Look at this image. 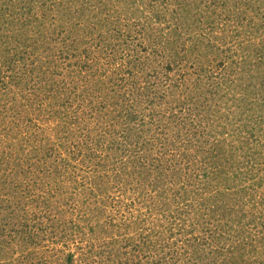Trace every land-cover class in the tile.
<instances>
[{"label": "rangeland", "instance_id": "374dc122", "mask_svg": "<svg viewBox=\"0 0 264 264\" xmlns=\"http://www.w3.org/2000/svg\"><path fill=\"white\" fill-rule=\"evenodd\" d=\"M112 27L123 46L107 40ZM107 42L122 53L115 62ZM263 45L264 0H0V264H221L236 254L233 244H223L222 257L192 255L203 234L188 226L207 209L221 224L225 215L227 234L240 232L245 252L264 264ZM134 55L143 73H159L147 78L171 90L174 105L191 98L187 124L198 129H185L198 130L204 149L225 139L234 192L228 182L202 188L192 176L199 171L179 165L170 189L137 181L134 190L114 108L104 109L114 122L105 129L87 114L124 93ZM145 111L144 124L131 126L145 131L154 120L159 132L145 139L157 152L158 139L170 138L162 127L169 116ZM152 151L138 166L166 167ZM117 172L125 193L110 190ZM105 182L106 195L98 191ZM115 200L127 205L112 207Z\"/></svg>", "mask_w": 264, "mask_h": 264}, {"label": "trees", "instance_id": "16d2710c", "mask_svg": "<svg viewBox=\"0 0 264 264\" xmlns=\"http://www.w3.org/2000/svg\"><path fill=\"white\" fill-rule=\"evenodd\" d=\"M35 3V1L33 2ZM31 10V7H30ZM28 10L27 12H29ZM108 25V23H107ZM119 29H116V27H112L108 33H107V40L115 43H120L119 40L121 37L119 36L120 33L118 31ZM252 31V30H250ZM103 38V37H100ZM106 40V41H107ZM103 42L102 44H104ZM107 42V45L105 46L104 50L105 51H110L112 53L113 57V62L117 61L119 58V55L122 54L121 51L116 50L114 45H110ZM109 44V45H108ZM120 46H123L121 43L119 44ZM125 45V44H124ZM211 46V45H210ZM264 46V45H263ZM217 49V48H216ZM170 55H173L172 49L169 51ZM127 55V54H126ZM125 55V56H126ZM158 56V53H153L154 60H156V57ZM131 53H129V55ZM136 56L134 55V58ZM19 60L21 57H18ZM139 57H136L135 59H132V61H129V68L127 69V77L131 79V83L127 84L124 83L123 88L125 89L124 93L118 97H115L113 100V103L107 106H100L96 108H89L88 115L91 117L96 116L97 119L94 122V126H97L98 129H105V127L111 126L113 124V120L110 121L109 118H107L105 114L106 108H114L113 111L115 112V125L118 127V137L123 140V144H120V149L123 151L125 154V157H127V160L132 163L131 167H128V174H131L129 176L128 174L126 175L127 178L133 181H139V183H144V187L150 186L151 188H154L157 185L163 186L165 189H170L171 184L174 180V176L178 175L176 172L179 171L178 165L180 166V169L182 167L183 170L187 172L186 169L189 171L192 170V168H195V171H199L195 176L194 174L192 175L194 179H200V183L202 188L206 185L211 186V183L213 182L214 185H221L222 183H229V192H234L233 188V183L237 179V168H232L233 166H236L234 163L235 158L233 156H224V149H223V144L225 143V139L222 141H216L215 138H213L214 145L210 146L209 150L204 149L202 142L201 141H196L198 139V130H187L186 125L187 121H191V108L187 105L188 104H193L191 98H186L184 102L178 100L176 101V104L174 105V100L172 97L174 96V93L170 91L169 93L164 94L165 90H159L157 85L159 84L158 82L151 81L147 77L153 76L155 81H159L158 79V74L152 73L151 75H147L143 73V68L140 67L142 66L139 62L141 60L138 59ZM141 58V57H140ZM144 60H148L147 58ZM142 60V62H144ZM139 61V62H138ZM260 62V60H259ZM140 65V66H139ZM34 69H31L32 71ZM214 70V69H212ZM34 72V71H33ZM123 72V71H122ZM124 75V73H122ZM157 75V76H156ZM165 81L168 80V77H164ZM124 77V78H121ZM120 80H126L125 76H121ZM152 77V78H153ZM22 79V78H21ZM141 79V80H140ZM119 80V81H120ZM149 80V81H148ZM161 80V79H160ZM23 81V79H22ZM140 81H143L145 83L144 86H140ZM151 81V82H150ZM185 84V83H184ZM6 85V84H5ZM183 85L181 82L178 84ZM188 89V87H187ZM168 97L171 98V100H168ZM154 107L156 110H164V113L168 114V123L165 122V126L163 130H166V134L170 136L169 139H158V144H159V151L155 152L152 151V147L149 144V140L145 139L149 133H153L152 135H155V133L159 132L157 131V128H153L156 126V123H154V120L150 121V127L149 131L145 129V131L139 130V128H134L131 126L132 123H142L144 124V121L146 120L147 117V112L145 111L147 107ZM87 108V106H84V110ZM88 109V108H87ZM84 113V111H82ZM72 114V112H71ZM70 114V115H71ZM79 114V113H78ZM68 114L67 120L69 121V127L72 130L77 129V118H79L78 115L72 114L71 117ZM111 117V116H109ZM118 120V121H116ZM227 120V117H226ZM110 121V122H109ZM71 124L73 128H71ZM179 125H182V128H179ZM173 126V127H172ZM189 126H195L194 128H197L196 124L194 125H189ZM178 127V128H177ZM166 128V129H165ZM198 129V128H197ZM160 130V129H158ZM175 132V133H173ZM96 132L95 134H97ZM162 133L156 134V136L161 135ZM173 134V135H172ZM99 137H102V134L98 133ZM91 137V136H90ZM88 137V139L90 138ZM91 141H95L96 138H90ZM209 141V138H207ZM97 141V140H96ZM147 141V142H146ZM129 142V143H128ZM209 144V143H208ZM123 145V146H122ZM207 147V146H205ZM149 150V153L151 151L156 155L153 157L151 160H156L158 162H161L162 164L165 163L167 164L166 167L160 166L159 170L152 169L148 166H138L143 163H139V156H141L142 153L146 152ZM208 150V151H207ZM221 150V151H219ZM178 159L181 160V162H178ZM178 163V164H177ZM182 163V164H181ZM124 164V163H123ZM250 164V163H249ZM252 168H254L253 165L250 164ZM127 167V166H126ZM125 167V168H126ZM175 171L171 172V174H167L169 171ZM152 172H154L152 174ZM121 173V172H119ZM88 174V173H87ZM124 175L125 173H121ZM180 174V173H179ZM119 175L118 172L114 174L113 176L116 178L115 179V185L114 187H111L110 190L112 191H120L125 193L127 187H123L122 185L124 184L121 182L120 179H118L116 176ZM85 177L87 181L89 182V187H95V179L92 177H89L86 175ZM108 174V178H109ZM153 177V178H152ZM92 178L91 180H89ZM178 178V177H177ZM203 179V180H202ZM119 182H118V181ZM86 181V182H87ZM143 181V182H142ZM181 182V180L179 181ZM132 183V182H131ZM130 181L127 182V186L131 185ZM149 183V184H148ZM106 182L102 187H99L98 191L99 193L106 195L109 192V188L105 187ZM85 183L83 182L84 186ZM142 186V185H141ZM261 186V185H258ZM138 189V182L136 183V187L134 190ZM94 190L92 189L90 192V195L93 197H98L100 196L97 193H93ZM143 194V192H142ZM144 195V194H143ZM229 196L230 193H229ZM242 203V202H241ZM131 204V203H130ZM251 203H248V205ZM114 205V206H113ZM112 207H116L117 209H121L122 207H125L126 205L121 202V200H115L114 204ZM205 209V208H203ZM208 212V209H207ZM207 212H200L199 215H196L195 218H192L190 221V225L188 226L191 227V232L194 230L195 226H198V228L201 229V234L203 236L199 238V242L195 243V240L193 241L190 246H192L193 249V256H197L198 260H202L203 258H206V253H209V255L219 253V255L222 257L224 256L223 252L224 246L226 243H228V246L230 244H233L232 251L235 250L234 252L236 253L235 255H232V257L226 258L225 256L222 257V263L221 264H252L253 262V255H250L248 251L245 252L246 246L243 245L241 241L242 236L240 235L241 233H234L233 238L230 237L229 234H227V229L230 228V223H226V217L224 216L225 223L221 224V221H219L218 216L215 218L214 215L210 214L208 216ZM207 226H210L212 228L209 229ZM216 226V228L214 227ZM215 228V229H214ZM221 231L218 233V231ZM261 243L264 245V239L262 238ZM221 245V246H219ZM250 249L254 252V249L250 245ZM202 256L203 258H200ZM196 257V258H197ZM210 257V260H212L214 263L216 262ZM213 263V264H214ZM256 264V262H253ZM258 264V262H257Z\"/></svg>", "mask_w": 264, "mask_h": 264}]
</instances>
